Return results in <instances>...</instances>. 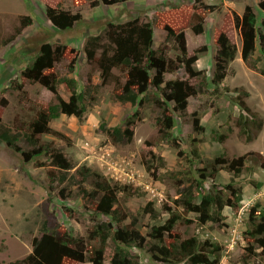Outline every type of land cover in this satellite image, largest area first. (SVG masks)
Instances as JSON below:
<instances>
[{
  "label": "rangeland",
  "instance_id": "1",
  "mask_svg": "<svg viewBox=\"0 0 264 264\" xmlns=\"http://www.w3.org/2000/svg\"><path fill=\"white\" fill-rule=\"evenodd\" d=\"M92 1L86 0L76 5L74 0H0V132L9 129L11 134H17L18 144L23 150H28L30 146L26 134L29 121L35 117L38 109L54 102L52 92L22 75V70L33 61L44 42L68 44L78 52L75 70H69L68 58L57 63V70L63 79H76L77 91L84 90L87 106L82 119L62 114L51 121L52 127L64 133L67 140L54 135L42 137L43 141L53 142L74 164V168L66 173L64 183L50 178L48 173L51 166L47 164L49 160L46 154L26 161L22 152L12 150L0 138V264H10L26 257L32 251L33 238L47 229L56 231L59 223L75 235L87 236L93 226V211L87 208V200L79 190L83 177L77 172L85 164L107 178L131 187L135 195L122 197L121 201L127 210L139 216V225L144 233L149 231L148 226L163 224L170 215L167 212V207H170L182 215L175 226L176 232L183 237L197 235L201 240L209 239L222 246L218 264H264V248L258 247L254 254H249L245 237L252 207L257 202L264 206V75L243 60L242 39L234 24V14L242 15L248 4L261 18L260 0H202L217 5L205 21L204 33L196 35L191 28L185 30L189 54L207 47L200 53L195 65L205 69L209 77L213 75L217 29L223 30L237 44L238 54L230 63L223 83L230 87L229 90L220 94L210 92L202 76L194 78L196 84L202 81L201 93L189 98L185 112L171 110L175 119L174 134L181 142L179 148L159 136L157 118L161 111L153 102L134 105L113 97L114 82H102L98 67L87 59L84 46L89 37L99 34L103 43L107 42L106 27L109 22H125L133 18L153 21L159 10L197 0H129L96 7L91 5ZM48 6H62L80 12L82 19L72 28L60 30L47 18ZM26 16L32 18L31 24L12 38L16 27ZM258 26H261L260 20ZM154 38V48H158L166 42V32L155 27ZM168 43L174 47L173 40ZM171 53L174 55L176 51L172 50ZM252 60L259 68L264 67V60L259 54ZM173 76L184 77L185 72L181 69L169 74L168 78ZM236 88L249 92L243 96L258 118L262 119V127L254 128V135L250 139L240 135L236 123L240 114V107L234 101L239 94ZM59 91L66 100L69 99L71 89L66 81L59 85ZM170 105L173 106L172 103ZM195 114L203 125L200 132L193 126ZM130 117L136 119L131 142L115 143L101 130L102 121L110 126L124 127ZM221 134L227 135L224 141L217 138ZM192 138L200 139L201 151V160L196 158L194 166L203 167L207 159L219 155L233 158L252 153L248 157V167L253 170L247 168L241 177L235 178L243 188V200L236 207L226 206L218 221L206 225H201L194 214H186L175 202L180 192L173 173L176 175L190 167L187 156H191ZM180 150L184 155H180ZM146 160L153 164L151 171L145 166ZM39 161H44L46 165L37 166ZM232 177V173L221 169L214 183L227 184ZM84 183L91 187L89 182ZM206 185L212 187L211 182ZM61 189H65L66 196L61 195ZM149 202H153L158 212L156 218L143 209ZM164 205L167 207L164 208ZM132 251L142 264H162L153 262L146 251ZM112 254L110 243L106 264H110Z\"/></svg>",
  "mask_w": 264,
  "mask_h": 264
},
{
  "label": "trees",
  "instance_id": "2",
  "mask_svg": "<svg viewBox=\"0 0 264 264\" xmlns=\"http://www.w3.org/2000/svg\"><path fill=\"white\" fill-rule=\"evenodd\" d=\"M126 1L129 0H94L91 5H114ZM85 2L86 0H74L76 5ZM258 6L263 12L261 18L256 14L254 7L248 4L242 15L234 14V24L242 39L243 60L264 75V67L259 68L252 60L258 54L264 60V0H260ZM216 8L215 4L197 0L190 4L179 3L159 10L153 21L133 18L125 22H109L106 27L107 42L103 43L99 34L89 37L84 46L87 59L98 67L102 82H114L113 97L116 100L134 105L153 102L159 108V136L176 148L181 146V142L174 134L175 119L171 110L185 112L189 98L201 93L202 81L196 84L193 79L202 76L204 85L213 93L220 94L230 88L223 83L230 63L237 57V44L232 42L223 30H216L214 69L213 75L209 77L205 69H199L195 65L200 53L207 50V47L189 54L185 33L187 28H191L196 35L204 33L205 21ZM46 16L60 30L72 28L82 19L80 12H73L62 6H48ZM259 20L261 26H258ZM31 22V17H23L12 38L21 34L23 28ZM155 27L166 32V42L158 48H154ZM172 40L174 47L168 43ZM172 50L176 51L174 55ZM77 55L75 48L68 44L42 43L33 61L22 70V75L52 92L54 102L38 109L35 117L29 121L26 134L30 146L28 150H23L18 144L17 134H11L9 129L0 132V138L7 146L16 152H22L26 161L46 154L49 160L47 164L51 166L48 174L59 183L67 180L66 173L74 168V164L53 142L43 141L42 137L54 135L67 140L64 133L52 127L51 121L62 114L75 115L82 119L87 111L85 92L83 89L77 91L76 79H63L57 70V63L64 58L70 59L69 70H75ZM181 69L185 72L184 77L168 78L169 74L177 73ZM63 81H66L71 89L68 100L59 91V85ZM150 91L158 94L153 95ZM235 91L239 92L234 98L235 104L240 107L236 120L239 133L250 139L254 135V128L262 127V119L258 118L243 96H247L249 92L243 88H236ZM170 103L173 104L172 107ZM135 121L136 119L130 117L124 127L110 126L106 121H102L100 127L115 143L131 142ZM193 126L196 131L203 130L200 117L196 114ZM226 137V134L217 136L219 141H224ZM199 142L198 138L191 140V156H187L190 167L176 175L173 173L180 192V197L175 202L186 214H194L201 225H206L218 221L226 206L236 207L243 200V188L237 184L235 178L241 177L247 168L253 170L248 167V157L252 153L233 158L219 155L207 159L203 167L194 166L196 158L201 160ZM179 153L184 155L182 150ZM258 156L262 158L261 154ZM144 163L147 170L151 171L153 164L149 160ZM44 165V161L37 163V166ZM221 169L229 171L233 177L227 184L218 185L214 181ZM77 172L83 177L79 190L87 200V208L93 211V226L87 236L75 235L59 223L60 227L56 231L47 229L35 236L32 240V251L26 257L10 264H106L107 247L110 243L113 249L110 264H142L132 250L146 251L153 262L162 264L219 263L222 246L209 239L201 240L197 235L183 237L176 232L175 226L182 215L167 205H164V208L167 207L170 215L166 221L163 224L148 226L149 231L144 233L139 225V216L133 215L121 201L122 197L130 198L135 195L129 185L113 181L86 164L78 168ZM152 174L156 177L155 171ZM179 174L180 176H177ZM84 182H89L91 187L88 188ZM208 182L212 183V187H207ZM60 192L62 196H66L65 189ZM143 209L153 218L158 215L153 202H149ZM245 237L249 254H254L258 247L264 248V206L260 202L251 209Z\"/></svg>",
  "mask_w": 264,
  "mask_h": 264
},
{
  "label": "crops",
  "instance_id": "3",
  "mask_svg": "<svg viewBox=\"0 0 264 264\" xmlns=\"http://www.w3.org/2000/svg\"><path fill=\"white\" fill-rule=\"evenodd\" d=\"M154 33H155V28H154ZM154 41H155V38H154Z\"/></svg>",
  "mask_w": 264,
  "mask_h": 264
}]
</instances>
